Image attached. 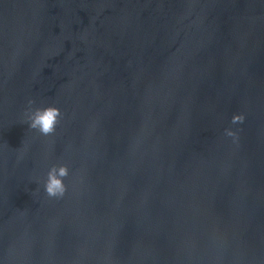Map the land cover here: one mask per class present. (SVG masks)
I'll list each match as a JSON object with an SVG mask.
<instances>
[{"label":"water","instance_id":"water-1","mask_svg":"<svg viewBox=\"0 0 264 264\" xmlns=\"http://www.w3.org/2000/svg\"><path fill=\"white\" fill-rule=\"evenodd\" d=\"M0 264H264V0H0Z\"/></svg>","mask_w":264,"mask_h":264},{"label":"clouds","instance_id":"clouds-1","mask_svg":"<svg viewBox=\"0 0 264 264\" xmlns=\"http://www.w3.org/2000/svg\"><path fill=\"white\" fill-rule=\"evenodd\" d=\"M35 101L29 100V106L33 105ZM27 117V125L30 129L35 130L41 136H51L56 132L60 118L62 117L61 110L55 106H46L43 108L37 107L29 109L25 113ZM246 117L244 114H234L231 119L232 124H243ZM225 136L232 138L236 143L239 140L238 133L231 128L225 129ZM69 176V168L66 164L53 165L47 172V179L44 182V190L50 198H62L67 186L64 183V178Z\"/></svg>","mask_w":264,"mask_h":264}]
</instances>
